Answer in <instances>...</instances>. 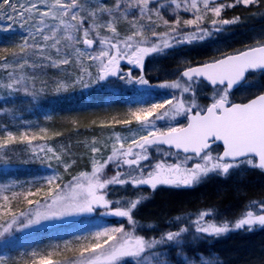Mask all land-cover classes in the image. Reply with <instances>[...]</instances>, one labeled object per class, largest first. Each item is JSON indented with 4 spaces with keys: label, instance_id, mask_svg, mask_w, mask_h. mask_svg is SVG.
Here are the masks:
<instances>
[{
    "label": "snow or ice",
    "instance_id": "6c2138e0",
    "mask_svg": "<svg viewBox=\"0 0 264 264\" xmlns=\"http://www.w3.org/2000/svg\"><path fill=\"white\" fill-rule=\"evenodd\" d=\"M236 2L247 6L258 0ZM171 4L176 19L170 23L161 15L158 0H115L113 5L95 0L94 6L87 0H0V32L22 40L18 51L0 49L4 53L0 69L7 80L0 87L9 93L22 90L35 100L47 87L36 89L38 71L72 64L79 74L74 80L54 82L57 97L77 86L81 91L94 85L102 87L101 82H109V78L122 81L140 97L136 106L129 105L125 118L113 117L110 122L129 130L134 125L135 134L123 135L113 126L109 140L100 144L93 138L89 145L91 171H80L67 183L59 172L60 166L65 172L70 168L64 159L67 153L47 143H33L52 140L46 128L33 131L31 122L22 123L20 130L7 124L0 128V160L3 154L15 151V145L26 143L32 160L41 164L49 161L48 174L29 183L27 193L13 191L9 196L4 193L10 186L0 185V237L9 238L43 226V222L69 217L98 214L120 218V226H97L95 231L76 236L75 246L65 241L46 254L39 248L25 249V264H224L215 253L206 256L193 245L233 231L264 227V201H251L234 222L218 220L212 208L172 217L165 221L164 229L135 219V211L150 199L143 194L145 187L154 193L160 187L192 188L210 176L228 179L247 169L264 172V92L247 102L230 99L234 89L248 86V74H264V41L203 63L189 62L175 70V79L153 84L144 71L147 57L213 39L239 19L221 18L225 5L217 6V0H171ZM181 10L191 13L192 18H183ZM154 14L163 20L166 31L154 26ZM122 61L132 67L124 70ZM92 67L94 76L89 71ZM205 82L212 86V96L211 102L202 106L197 95ZM101 126H105L103 122ZM108 168L113 175L105 174ZM36 184L41 186L33 193L31 188ZM114 185L126 194L110 199V186ZM128 185L134 190L131 195L127 194ZM20 195L24 207L13 211L11 203ZM157 231L158 237L138 234ZM64 251L72 256L53 259L54 252ZM0 264L18 262L0 252Z\"/></svg>",
    "mask_w": 264,
    "mask_h": 264
},
{
    "label": "trees",
    "instance_id": "16d2710c",
    "mask_svg": "<svg viewBox=\"0 0 264 264\" xmlns=\"http://www.w3.org/2000/svg\"><path fill=\"white\" fill-rule=\"evenodd\" d=\"M87 2L89 6L95 5V0H87ZM104 2L108 5H113L115 0H104ZM245 14L250 15V17L259 15L262 16L261 20L264 19V0H258L256 6ZM208 18L210 21L211 18ZM250 20L246 19L244 21L250 24L249 27L246 28L244 33L239 34L237 39L226 45L224 53L228 51H231L228 53H233L236 50L254 46L264 41V26H258L255 21ZM153 21L155 22L154 26L158 27L160 22L157 19H153ZM122 26H126V24ZM21 42V37L18 35L0 32V49L7 47L15 48L18 51L17 45ZM2 54L4 53L0 51V55ZM211 54L213 57L217 56V53H209V55ZM85 63L89 64L91 62L85 61ZM61 67L64 69L70 68L71 71L68 72L66 70L61 75H57V77L56 75H51L48 79L45 78L46 82H44V85L56 78L59 80L65 78L74 80L79 74L75 65H61ZM94 69V67L89 68V71L93 73ZM86 76L87 74H85ZM46 89L44 88V93L50 94V89ZM25 95L14 92L0 97V128L7 124L20 130L21 124L26 125L27 122H31L34 126L33 131L36 132H39L40 127L46 128L47 134L53 138L51 141L42 142L52 146L58 152L67 153L64 159L70 165L69 170L65 172L63 166L59 167L63 183H67L72 176L77 175L80 171H89L91 169L90 158L92 156L89 145L92 144L93 138H96L102 144L105 141V136L107 139L110 138V126L113 125L110 122L113 121V117L121 119L118 115L105 114V112L115 111L119 107H116L113 103L116 97L113 95L109 97V93H104L100 90V86L96 85L83 91L80 90L79 86L74 91L70 88L68 92L58 97L59 101H61L59 104H49L47 112L51 114L46 117L50 116L49 123L51 124L41 125L38 122L32 123V118L43 112L44 108L40 105L38 99L34 100L31 96ZM93 121L96 123L94 124ZM101 122L105 126L102 127ZM56 132L61 133V135L54 136L53 134ZM25 144H17L14 146L15 151L3 154L5 158L0 164L7 166H0V185L10 186L9 190L4 193L6 195L11 196L13 191L27 193L29 191V183L48 174L47 170H43V167H47L49 161L41 164L39 160H32L27 153ZM52 163L55 167L56 162L53 160ZM107 172L111 174L110 168L107 169ZM21 185H23V188ZM40 186V184H36L31 188V191L34 193L36 188ZM43 187L46 189L47 184L45 183ZM29 198L38 199L40 197L31 196ZM172 199L174 201H171ZM251 201H264V173L253 169L247 170L238 181H221L211 186L210 189L205 187V190L199 193L195 189L173 194L158 193L153 206L149 207V210L152 211L153 215L161 216L191 204L190 207L193 206L196 209L213 207L217 212L223 210L225 213L231 212L239 215L238 211H242ZM199 203H204L205 206ZM24 204V197L20 195L17 200L12 201V210L22 209ZM256 210H259V205L256 206ZM239 213L241 215V212ZM225 219L229 218L225 217ZM39 240L40 243L33 248H39L42 252L45 249L52 251L57 244L60 245V242L49 243L54 247L51 248L48 244L50 240L46 239L44 235H40ZM68 242L71 243L69 240ZM76 243L78 241L72 242L73 246ZM197 249L206 256L210 252L215 253L224 264H264V227L257 225L254 231H233L219 238L208 239ZM11 256L14 261L19 262L18 252L11 254ZM53 256H60V258L63 256L71 257L72 252L64 251L62 254L54 252Z\"/></svg>",
    "mask_w": 264,
    "mask_h": 264
},
{
    "label": "rangeland",
    "instance_id": "374dc122",
    "mask_svg": "<svg viewBox=\"0 0 264 264\" xmlns=\"http://www.w3.org/2000/svg\"><path fill=\"white\" fill-rule=\"evenodd\" d=\"M218 5H225V7L223 8V10L221 12V18L229 19V20L239 18L238 21L234 24L227 25L226 26L227 30L219 33V35L214 37L213 39H210L208 41L201 42V43L192 44V45L185 44V45L175 49L173 51V53H175L176 63L185 64V63L189 62L190 60H197L199 58L202 59L204 57V55L208 56L209 53H218L221 55L222 53L226 54L228 52H231V51H228V52L224 53L226 51V45L233 42L235 39L238 38V35L236 33H234L233 29H235L236 26L239 25L240 23H244V21H246V19H249V21H251L250 19L254 20L255 18L260 19L262 17L259 15H255L253 17H250V15L245 14L247 11L253 9L256 6V2L246 6L242 2L237 3L236 0H217V6ZM227 5H233V6L227 7ZM157 6L161 8V15L164 17V19H168L170 21V23L175 21L176 16L171 11V8H174L175 6L171 4V0H158ZM180 15L185 19L192 18L191 13H186V12H183L182 10H181ZM209 17L212 18L210 14H209ZM152 19H154V20L157 19L160 22L158 24V27H157L158 31H160V32L166 31L163 20L160 19L159 16H156L154 14ZM208 20H209V18H208ZM181 21H182L181 26H183V19ZM5 23H8V22L5 21ZM162 56H149L148 59H149V61H150V59L152 61L150 63V66L156 67V71H158L160 73L161 77H165V76H168V74L165 71H161L160 64H159L160 63L159 58ZM203 59H205V58H203ZM71 65L72 64H70V66ZM66 70L68 72L71 71L70 68L64 69L61 66L58 68L51 67V71H50V67H46V68H43L42 70L38 71L36 73V76H35V87H36V89L39 90L42 87H44V82H46L45 78L48 79V77L51 75H56V77H57V75H61V73H63ZM95 71L96 70L94 69L93 76L95 75ZM4 77H5L4 70L0 69V85H3L7 82V80ZM85 79H87V76L85 77ZM57 80H59V79L56 78L53 81H51L50 83L46 84L47 85L46 88L50 89V92H51L50 94L49 93H47V94L43 93V95H41L39 98H37L39 100L40 105L44 109H43V112H41L38 116H35L34 118H32V123L38 122L41 125L42 124H46V125L51 124V123H49L50 116L46 117L47 115L51 114V113L49 114V112H47V108L49 107V104H59L61 102V101H59L60 99H58V97L55 95V91H54V82ZM252 81H254V82L252 83ZM249 82H250V84H252L254 86V88H258L260 86L259 78H256V79L252 78ZM121 83H123V82L121 81ZM102 88L110 91L112 94L115 93L114 89L112 88L111 83L107 82V83L103 84ZM12 93H14V92H12ZM19 93L22 95H25V93L22 90L19 91ZM8 94H11V93H9L7 89L0 87V97L8 95ZM122 134L126 135V136H130V135L135 134V132L130 133V134L128 133V135H127V133L122 132ZM33 143L36 145H39V144H42L44 142L34 141ZM26 147H27V153L31 158L32 157L31 149L27 145H26ZM4 158L5 157L3 155V159ZM2 161L3 160H0V163H2ZM45 161L48 162L47 160H45ZM1 165H3V164H0V166ZM3 166H5V165H3ZM43 170H47V167H43ZM89 171H91V169ZM246 171L243 170V171L233 173V175H231L228 179H221V178L220 179L222 181H226V182L228 180L238 181L242 177V174H244ZM110 172H111V174H108L107 169L105 170V174L107 176H111L114 174V172L111 168H110ZM195 187H197V186H195ZM205 187L210 188V185H204L202 187H199L197 189V193L204 191ZM110 189L113 190L111 196L115 197V199L126 194L124 189L119 185L110 186ZM127 189H128V191H127L128 195H131L132 192L134 191L132 189L131 185H128ZM209 208L210 207H208V208L207 207H203V208L201 207V208H197V209L206 210ZM197 209L193 206H192V208H189V209H186V207H183L182 211L184 213H190V212L194 213V212L198 211ZM216 213H217L216 218L218 220H221V221H223V220L233 221V219H236L240 216L239 212H238L239 215H237L235 213L233 214L231 212L225 213V211H223V210L220 212L216 211ZM225 217H228L229 219H225ZM233 217H235V218H233ZM105 225L109 226L105 223L103 224L99 217H94V216L93 217H69V218H64L62 220H59V221L43 222V226H37L35 229L28 230V231H25L22 233H14L13 236L9 237V238L0 237V252H2L4 255H7L5 257L11 256V254L18 252L19 257H20L18 264H25L26 257L23 255L24 250L27 249L28 251H31L35 245L39 244L40 243V240H39L40 235H44L46 237V239L50 240L48 242V244L49 243L55 244V242H60V245L62 247L63 246L62 244H64L65 241L69 240L72 243V242L76 241V239H75L76 236L81 235L85 231H95L97 226H105ZM111 226H120V225L119 224H113ZM201 244H204V242H202V243L198 242V243L194 244L193 247L197 248ZM51 248H54V247L51 246ZM45 250H47V251H45ZM45 250L43 252L45 254L48 251H51L50 249H45ZM172 255L174 256L175 253L173 252ZM64 257L65 256H63L62 258H60V256H58V257L53 256V259L60 260V259H63ZM24 258H25V260H24Z\"/></svg>",
    "mask_w": 264,
    "mask_h": 264
},
{
    "label": "flooded vegetation",
    "instance_id": "af4514ba",
    "mask_svg": "<svg viewBox=\"0 0 264 264\" xmlns=\"http://www.w3.org/2000/svg\"><path fill=\"white\" fill-rule=\"evenodd\" d=\"M242 49H244V48H242ZM242 49H240V50H242ZM174 50H169L167 55H163L162 57L159 58L160 59L159 64H160L161 71H165L168 74V76H165V77H161L160 73L158 71H156V67L150 66V63L152 62L151 59H150V61H149L148 57L145 59L144 71L147 74L148 78H150V80L153 84L164 82L165 80L175 79V76L173 75L175 70L178 67H183L184 65H186L189 62L191 64L195 65V64L203 63V62L208 61L212 58H217L220 56L218 53H217L216 57H213L212 54L209 56L204 55L203 58H205V59L199 58L197 60H190L189 62H187L185 64H179V63H176L175 53H173ZM228 54H230V53H228ZM122 65L124 67V70H127L128 68L132 67L131 65H127L126 61H122ZM135 71L139 72V69H136ZM263 77H264V74H262L259 71L248 74V81H250L252 78H254V79L259 78L260 86L258 88H254V86L252 84H250V82H249L248 86H241L239 88L234 89L233 94L230 97V99H232L234 102H237V103L247 102L248 99L254 98V95L259 94L260 92H264V78ZM253 82L254 81H252V83ZM105 83H107V82H101L102 85ZM108 83H111L112 88L114 89V92H115L114 94H112L110 91H108L106 89H103L102 87H100V90L103 91L104 93H109V97H111V95L115 96L116 98H114L115 100H113V103L115 104L116 107L119 106L120 109H118L119 108L118 107L117 109H115V111H112V112L108 111V112H105V114L118 115L123 119V118H125V115L128 111L129 105L136 106L140 102L139 94L136 93L130 87L125 86L123 83H121V81L117 80L116 78H109ZM211 96H212V86L208 85L205 82V85L203 86L202 91H200L197 95V102L202 106H206L208 103L211 102ZM188 99L189 100L191 99L190 95L188 96ZM113 126L115 128H117L118 130H122V132H125V133L127 132V134L135 132V126L134 125H133V128L131 130L127 129L125 126L114 125V124L111 125L110 128H112ZM104 140L107 141L109 139H107V137L105 136ZM247 170H252V169H247ZM253 170H258V169H253ZM258 171H260V170H258ZM260 172H262V171H260ZM262 173H264V172H262ZM211 177H213V176H210L208 179H206L205 181L200 183L197 187H192V188H179L178 189V188L160 187L153 193L150 189L145 187L143 190V194L149 196L150 199L147 200L146 202H144L135 211V219H137L138 221H140L141 223H144V224L154 222L161 229H164L166 227L165 221H167L170 218L175 217L179 214L170 212V213H166V214L161 215V216L153 215L152 211L149 210V207L153 206V203L155 202V198L157 197L158 193H160V194H162V193L173 194V193H178V192H183V191H191L194 189L197 190L199 187H202L206 183V181L209 180ZM112 192H113V190H112ZM109 198L115 199V197H113L111 195ZM197 210H201V209H197ZM94 217H99L103 224L105 223L109 226H111L113 224H119V223H117V220L120 219V218L111 217V216L102 218L98 214ZM123 223L125 225H127L128 222H127L126 218L123 219ZM129 229H130V226H129ZM138 234L146 235L148 238H151L153 236H155V237L159 236L158 231L157 232H138ZM200 242L201 243L206 242V240L200 241Z\"/></svg>",
    "mask_w": 264,
    "mask_h": 264
},
{
    "label": "bare ground",
    "instance_id": "6f19581e",
    "mask_svg": "<svg viewBox=\"0 0 264 264\" xmlns=\"http://www.w3.org/2000/svg\"><path fill=\"white\" fill-rule=\"evenodd\" d=\"M255 16V15H254ZM262 18V17H261ZM261 18L260 19H258V18H255L253 21H255V24L256 25H258V26H264V19H262L261 20ZM249 23H247V22H244V23H240L239 25H237L236 26V28H235V30H234V33H236L237 35H239V34H242V33H244V31H246V28H248L249 27ZM234 40V39H233ZM109 100V99H108ZM245 180V179H244ZM222 180L219 178V177H217V176H213V177H211L209 180H207L206 181V183L204 184V185H210V187L211 186H213V185H216L217 183H219V182H221ZM241 181V180H240ZM203 185V186H204ZM209 187V186H208ZM207 187V188H208ZM210 189V188H209ZM171 201H174L173 199L171 200ZM200 205H202L203 204V206H205L204 205V203H199ZM191 206V204L189 205H186L185 207H186V209H189V208H192V207H190ZM238 212H241V210H239ZM172 213H176V214H179V215H182V214H184V212L182 211V208H180L179 210L177 209V210H175V211H173ZM233 221H235V219H233Z\"/></svg>",
    "mask_w": 264,
    "mask_h": 264
},
{
    "label": "water",
    "instance_id": "95a60500",
    "mask_svg": "<svg viewBox=\"0 0 264 264\" xmlns=\"http://www.w3.org/2000/svg\"><path fill=\"white\" fill-rule=\"evenodd\" d=\"M257 72V71H256Z\"/></svg>",
    "mask_w": 264,
    "mask_h": 264
}]
</instances>
